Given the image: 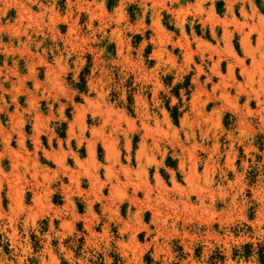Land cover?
<instances>
[{"label": "rangeland", "instance_id": "rangeland-1", "mask_svg": "<svg viewBox=\"0 0 264 264\" xmlns=\"http://www.w3.org/2000/svg\"><path fill=\"white\" fill-rule=\"evenodd\" d=\"M261 251L264 0H0V264Z\"/></svg>", "mask_w": 264, "mask_h": 264}, {"label": "trees", "instance_id": "trees-1", "mask_svg": "<svg viewBox=\"0 0 264 264\" xmlns=\"http://www.w3.org/2000/svg\"><path fill=\"white\" fill-rule=\"evenodd\" d=\"M88 71V69H87ZM87 72H83L81 75H80V80L81 82L80 83H77L75 86L77 88H79L81 91H86V77H85V74ZM167 108L171 111V115L173 117V119L175 120L176 123L179 122V117H180V114L178 112V109L177 108H171L170 106H167ZM260 255H261V259L263 260V263H264V253L263 251L260 252Z\"/></svg>", "mask_w": 264, "mask_h": 264}]
</instances>
